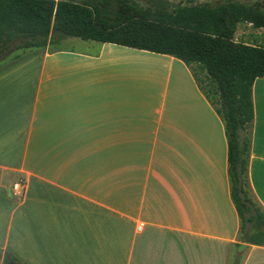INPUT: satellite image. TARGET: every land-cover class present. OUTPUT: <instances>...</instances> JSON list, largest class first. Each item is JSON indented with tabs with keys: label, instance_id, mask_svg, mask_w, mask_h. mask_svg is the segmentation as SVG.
Here are the masks:
<instances>
[{
	"label": "crops",
	"instance_id": "1",
	"mask_svg": "<svg viewBox=\"0 0 264 264\" xmlns=\"http://www.w3.org/2000/svg\"><path fill=\"white\" fill-rule=\"evenodd\" d=\"M198 1L264 13V0ZM233 40L264 49V28L238 23ZM193 73L205 79L77 38L0 61V250L19 264H264L231 199L224 124ZM251 103L246 177L264 215V78Z\"/></svg>",
	"mask_w": 264,
	"mask_h": 264
},
{
	"label": "trees",
	"instance_id": "2",
	"mask_svg": "<svg viewBox=\"0 0 264 264\" xmlns=\"http://www.w3.org/2000/svg\"><path fill=\"white\" fill-rule=\"evenodd\" d=\"M141 1L144 6L136 0H0V61L19 50L77 38L196 65L217 95V107L211 104L225 128L230 195L241 229L247 231L244 239L264 246V215L249 197L246 177L251 87L256 78H264V49L233 40L238 23L264 28V13L239 2ZM5 254L0 250V260Z\"/></svg>",
	"mask_w": 264,
	"mask_h": 264
},
{
	"label": "rangeland",
	"instance_id": "3",
	"mask_svg": "<svg viewBox=\"0 0 264 264\" xmlns=\"http://www.w3.org/2000/svg\"><path fill=\"white\" fill-rule=\"evenodd\" d=\"M165 1L171 2L172 4H180V5H194V4L202 5V3H200V1H198V0H165ZM258 1L261 3L262 0H258ZM136 2L138 3L139 6H144L143 1L136 0ZM249 3H252V2H249ZM53 45H56V44H53ZM260 45H262L264 47L263 42H260ZM197 76H198L199 86H200L201 90L207 95V97H209V99L211 100V103L215 107H217V95H216V92L214 89V85H212L210 83L208 84L207 81L200 74H198ZM247 191H249L248 187H247ZM1 263H2V260H0V264Z\"/></svg>",
	"mask_w": 264,
	"mask_h": 264
},
{
	"label": "built area",
	"instance_id": "4",
	"mask_svg": "<svg viewBox=\"0 0 264 264\" xmlns=\"http://www.w3.org/2000/svg\"><path fill=\"white\" fill-rule=\"evenodd\" d=\"M24 188H25V183L20 180L12 185L11 190L13 195L21 196L24 192Z\"/></svg>",
	"mask_w": 264,
	"mask_h": 264
},
{
	"label": "water",
	"instance_id": "5",
	"mask_svg": "<svg viewBox=\"0 0 264 264\" xmlns=\"http://www.w3.org/2000/svg\"><path fill=\"white\" fill-rule=\"evenodd\" d=\"M241 247H243V246H241ZM2 262L4 264H14V262L11 260V258L7 254H5L3 256Z\"/></svg>",
	"mask_w": 264,
	"mask_h": 264
}]
</instances>
